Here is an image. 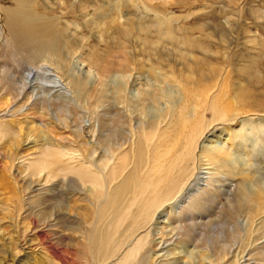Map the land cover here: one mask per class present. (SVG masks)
<instances>
[{
	"label": "bare ground",
	"instance_id": "obj_1",
	"mask_svg": "<svg viewBox=\"0 0 264 264\" xmlns=\"http://www.w3.org/2000/svg\"><path fill=\"white\" fill-rule=\"evenodd\" d=\"M131 1L119 0V6L114 8L119 15L116 18L120 19L121 7ZM237 2L222 0L229 7H238ZM90 8L81 0L77 4L71 2L61 11V18L71 13L84 14ZM169 8L163 7V16L156 7L145 6L144 13L133 12L120 29L104 36L106 45L101 57L95 55L98 51L89 55L104 63V71L115 47H132L133 51L121 62V70L127 73L133 65V69L143 72L147 58L155 82L159 83H150L148 87L143 83L137 100L128 95L124 85L104 90L106 105L95 106L97 125L94 124L91 136L85 125L76 123L77 128L69 134L72 139L62 134L53 138L51 132L60 128L61 119L60 123L51 120L46 125L42 120L43 126L34 124L30 133L20 119L12 120L22 115L24 108L10 114L8 108H0L5 111L0 116L2 149L6 142L2 139L6 137L10 138L11 147L15 145L8 156L11 164L6 163L7 154L1 147L0 159L7 164L9 177L16 184L18 180H23L24 185L29 181L21 194L13 190L5 197L0 193V264H239L238 256L232 254V246L227 247L224 239H239L243 235L254 241L249 246L243 241L245 238L241 240L250 248L241 249L244 252L240 264H264V180L245 166L247 163L232 161L238 144H247L256 134L264 135V104H258L248 88L260 81L261 71L264 75V59L256 73L247 70L252 76L247 86H235L231 72L238 54L234 51L232 30L237 26L228 28L214 18L190 26L186 21L175 27L179 17L169 15ZM155 9L160 13L147 17V11ZM240 11L244 22L248 18L260 22L264 18L260 10L247 7ZM53 13L48 10L43 16L35 12H22L20 17L9 15L8 26L15 40L19 34L26 35L24 41L16 44L48 51L64 65L62 51L75 50L78 42L66 37L67 28L57 25L59 19ZM97 14L96 21L87 22V26L112 30L116 18H109L102 6L97 7ZM137 48L142 59L137 57ZM43 66L29 67L25 74L19 70V62L16 71L23 80L14 108L42 103L45 112V106L57 103L61 109L63 106L72 112L71 100L60 94L54 99L42 95V90L63 87L57 76L48 68L43 70ZM18 79L12 73V80ZM126 81L127 85L130 79ZM165 81L176 90L160 85ZM84 84L80 82L78 87L91 96L93 92L86 90ZM36 92L38 96L34 95ZM253 102L261 107L252 105ZM147 103L156 104L158 110L145 119ZM69 116L67 112L65 118L68 120ZM219 121L231 126L240 122L241 127L226 130L230 134L228 142L216 140L214 146L204 145L203 138L217 129ZM41 129L52 134L47 132L49 138L43 140L42 157L31 165H17L18 158L27 159L25 152L30 143H38ZM74 152L79 153L78 158ZM227 180L238 183L232 197L224 203L220 198L224 183H219ZM55 185L61 188L54 189ZM240 217L248 221L247 228L240 224ZM181 243H192L198 249L187 255L182 251L185 254L180 255L181 250L177 249ZM70 250L74 256H69ZM186 256L190 260L183 262Z\"/></svg>",
	"mask_w": 264,
	"mask_h": 264
},
{
	"label": "rangeland",
	"instance_id": "obj_2",
	"mask_svg": "<svg viewBox=\"0 0 264 264\" xmlns=\"http://www.w3.org/2000/svg\"><path fill=\"white\" fill-rule=\"evenodd\" d=\"M81 1H84L86 5L91 7L89 11H87L84 14L71 13L69 16H62L61 18V14H62L61 11L64 8L68 7V5L71 2H74L75 4H77L79 0H0V108L1 109L8 108V110H10L9 114L12 113L13 111L24 108L25 111L23 112V114L18 116L17 118H13L12 120L20 119L19 121H22V124L27 125L25 127L26 130L30 129V133H32L33 127H35L34 124L36 126L40 124L39 125L40 127L41 125L43 126V124H41L42 120L44 121V125H46L45 122L52 120V121H55L56 123H60L62 121L61 124L62 125L64 124L66 126L65 127L64 125L62 126L60 124L61 126H59L60 128H58V130L54 129V131L51 132L53 136H55V137L52 136L53 138H60V134H62L63 136L68 135L70 136V139H72L73 137L69 134L72 133L73 129L77 128L76 123L85 125L88 135L91 136V134H93L95 131L94 124L97 125L94 119L95 106L98 107L97 105L100 104L99 106L103 107L106 105L105 97L102 95V92L104 90L108 88H115V87H118L119 85H124L126 87L128 95L131 98L137 100V98L140 95V89L144 85L145 87H148L149 84L153 82L155 84H159L157 81L155 82L156 77L153 75V73H151V68H150L151 62H149L147 58L145 59V65L147 66L145 69H143V72L141 71L139 73L137 70L133 69V65L131 66L132 69L128 71L127 73H124L121 70V62H123L127 53L133 51L132 47H128L126 50L115 47L113 50L114 52L111 54V56L107 58L106 63L108 64V67L104 71L102 70L103 68L102 66H104L103 65L104 63L101 64L100 63L101 60L91 59L89 57V55L93 53L94 51H98L95 55H98L101 57V55L104 54V49L106 45L104 41V36L106 37V35H110L112 31L120 29L121 23L123 22L125 23L126 20L131 17L133 12L135 13L136 11H139V13H144L145 6L149 8L156 7L157 9H161L160 10L161 13L156 11L157 9L153 11H147L148 12L147 17L156 16V13H160V15L163 16V12H164L163 7L171 6V8H169V11H168L169 15L179 17V20L175 24V27L176 25H179V24L182 25V23L186 21H187L186 22L187 26H190L193 24L197 25L208 19L214 20V18H216L217 21L226 23L228 28L230 27L229 25H234V26L236 25L237 28L239 27L238 31H237V28L232 30V36L234 38L233 46L235 45L234 51H237V54H238L236 59L233 61V69L231 72L232 77L234 79L235 86H240L242 84L244 86H247L249 81L252 78V76H250V73L248 71L256 73V71L259 70L257 67L258 64L262 61L261 59H264V18L260 19V22H257V20H253L250 18L246 19V21L244 22L242 21V18H241L242 12L240 11V10H243L249 7L251 11L260 10L261 13L264 14V0H238L237 2L239 3L238 7L237 6L229 7L225 5V3H222V0H219V1L218 0H174V1L172 0H149L148 1L147 0V2L145 0H142L141 2H138V1L135 2V0H132L131 2L127 3V6L121 7L123 8V10L120 11L122 12L121 14L122 16L120 17V19L116 18L119 15H117L115 13L116 11L114 10L115 6H119L118 4L119 0H81ZM23 3L24 5L21 6ZM98 6L103 7L104 12H107L106 15H108L109 18L111 17L116 18L115 20L117 22L115 23V26L112 28V30H109V29L104 30L102 28H95L96 25H92L93 27L91 28L90 26H87L86 24L87 22L96 21L95 17H98V14H97ZM48 10L49 12H54L51 15H54L57 13L56 17H58L59 19V22L57 25L60 28H63L64 26L65 28H67L66 37L69 40L74 39V40H77L78 42L77 44L78 46L75 47V50H68L64 48V50L62 51L61 59L64 61V65L60 59H58L56 56H54L52 53L48 51H46V53L41 52L34 45H31L29 47L27 46L22 47L20 43L16 44L19 41H24L26 38V35L19 34L17 36V40H15V37L10 33V30H9L10 29V27L8 26V16L9 15L20 17L22 15V12H27V13L35 12L38 15L43 16L45 14H48ZM130 11L132 12L131 14H130ZM101 15H104V13H101ZM253 16L255 17V15ZM198 35H199L198 33L195 34L196 37H198ZM134 40L137 41V36H134ZM136 52L137 54L140 52L138 48ZM141 56L143 55L138 54L137 57L142 59ZM243 56L250 58V59H255V62L250 61V59H247V60L241 59ZM19 62L20 64H22V67L19 68L21 73L24 72L25 74H27L28 72L25 69L29 67L37 68V65L40 69H42L41 65L43 66L44 64L43 70L45 68L46 69L48 68L50 72L55 74L57 78L61 81V83H63V87H53L51 88L52 90L45 89V90H42L41 93L42 95H46V97L50 95L49 98L51 99H54V97L56 98V96L58 97L59 96L58 94H60L61 97L71 100L73 103V108H72L73 113L69 110L71 112V115H70V112L68 111L66 107L64 108L62 106V109H61L60 104L57 105V103H55L54 105L48 104L49 106L48 108L47 106H45L49 114H47L46 110H45L46 113L44 112V104L42 103H39L37 106H34L33 104L30 103L26 107L17 106L15 109L13 106V102L15 100V96L19 93V87L21 86L22 80H23L22 76L19 75V73L16 71V68L19 65ZM261 70L264 71V67H261ZM12 73L16 74V76L20 79L14 82L12 80ZM158 73H159V70H158ZM260 75H261L260 81L258 83L250 84L248 88L252 89V92L255 94L256 99L258 100V104H264V75L262 74V71ZM128 78L130 79L131 82L129 81L126 85L125 82L128 81V80L126 81V79ZM136 79L138 80L136 81ZM76 81H78L77 86L75 85ZM261 81L263 82L261 83ZM80 82L85 83L84 85H86L87 87L86 90L93 92L91 96L88 95L86 91L78 87ZM165 82L167 83L164 84L162 82L160 85L163 84L162 86L172 91L176 90L174 86L170 85L169 81H165ZM131 83H134V86H132L133 84ZM143 83L145 84L143 85ZM45 86H48V85L46 84ZM34 95L38 96V93L36 92ZM234 96H235V93H233L231 97L234 98ZM258 104L256 102L252 103V105H255V106H259ZM18 105H20V103ZM163 105L166 107L167 103ZM57 110L58 112L60 111L61 113L60 112L58 113ZM157 110H158V106L156 104L147 103L146 108L143 113L144 114L143 117L145 119L151 118L157 113ZM4 112L5 111L0 110V116H2ZM67 112H68V116L70 115L69 117L72 116L70 120H69V117H68V120L66 119ZM64 113H66V115ZM11 118L12 117H10V119ZM73 119L76 120V122H73ZM65 123H68V124H65ZM224 124H225L224 121L217 122V126H218L217 129L215 128L214 132L213 130H211L207 134V136L203 138L204 145L207 144L210 146H214L216 140H219L220 142H223V143L228 142L230 141L229 139L230 134L227 133L226 130L227 129L238 130L241 127L240 122L233 126H231L230 124L229 125H224ZM40 131H41L40 132L41 136L39 137L38 143L36 144L33 143V145L32 143H30L29 149H26L27 152H25L26 151L25 149H21L26 154L28 153V156H27L28 160L25 159L24 161V159H22L23 157L18 158L16 160L17 165L19 166L20 165H31L37 162L42 157V152L45 149L44 141L47 140L49 137L46 135L48 131L46 132L43 129H41ZM42 131L44 132V134ZM222 131H225V132L221 133ZM51 133H49V135H52ZM219 133H221L220 139L217 138ZM25 134H24V137H25ZM262 134H264V131ZM262 136L264 135L256 134L254 135V137H251L250 140L248 139L247 144L245 143L244 145L238 144L234 148V151L232 153V157L234 158V159L232 158L233 159L232 161L236 163L235 160H238L239 163H241V165H245V163H247L245 166L249 167L251 171L255 173L257 177L263 178L262 180H264V137ZM2 140L6 142H4L5 144L3 143V145L5 146L4 149H2L3 147H2V144L0 143L1 150L2 152H4V154H7V157H5L6 155H4L3 159L5 157L6 159H8V160H5L6 163L8 164L10 162L9 164H11V161H9L10 157L8 156L13 151V150H10V148L15 149V145L11 147V144L9 143L10 138L8 139V137L3 138ZM230 144H234V142H230ZM252 146H254L255 148L254 147L252 148ZM247 147H249L252 150H249V148ZM246 150L249 152H252L254 150L255 153L252 152L254 153V155H252V153L250 154L249 152L247 153ZM7 151H10V152H7ZM74 153L76 154V156L79 154L78 152H74ZM68 154L72 155L73 152H69ZM69 155L67 156L69 157ZM1 160H2V157L0 159V193L1 195L5 194L9 196L12 194L13 190L21 194L23 189H26L25 186L27 187L29 181H26V185H24L23 180L22 181L18 180V183L16 184L15 182L16 180L9 177V171H8L7 164L6 163L4 164L3 162L5 161L2 160L1 162ZM70 160H74V159H70ZM238 161H237V164H238ZM20 162H23V163H20ZM237 183H238L237 180H233L232 182L229 180L225 182L221 181L219 184L220 185L223 184V187H222L223 192L221 191L220 198L223 201L220 198L219 200H221L224 203H227L226 201H229V199L232 197V193L235 192ZM53 188L54 189L61 188V185H55ZM58 190L60 191V189ZM240 218H239L240 219L239 221L242 227L247 228L249 224H248V221H246V218L244 217H240ZM5 225L7 224H4L3 226ZM221 225L223 226L225 224L222 223ZM253 226L256 227L255 224ZM57 231H60V229H58ZM48 235L50 237L53 236L51 233H48ZM249 237L250 236L246 237L245 235H243L241 237L242 239L232 238L231 240V238L229 237H225L224 239L228 245L227 247H229L230 245L232 246V251H233L232 254L238 256L240 262L239 261L237 262L239 264L243 263L242 262L243 259H241V256H242V253L244 252L243 250H246L244 249V247L248 245L251 246L252 244L251 242L254 241L253 240L254 238L252 239ZM239 240L248 242V245L247 243L245 244V242L243 241H241L240 243ZM185 244L186 243L179 244V247L177 250L178 251L181 250L180 255H183L182 253L184 252L182 251H185L187 255L188 253L190 254L193 249H194L193 251H196L198 249L192 243L191 244L187 243L186 245ZM249 246L247 248H250ZM238 247L240 248L238 249ZM27 250L29 252H32L31 251L32 249L27 248ZM70 253H73L72 250H70L69 254ZM71 255L74 256V254H70L69 256L71 257ZM184 258H183L184 260L183 262L190 260L187 256ZM238 258H235V259H238ZM28 259L29 258H27V260ZM232 259L233 258L231 257V260ZM206 261L209 262L208 259ZM176 264H183V263L176 262ZM232 264H237V263H232Z\"/></svg>",
	"mask_w": 264,
	"mask_h": 264
}]
</instances>
